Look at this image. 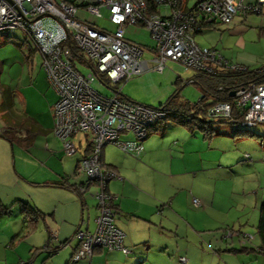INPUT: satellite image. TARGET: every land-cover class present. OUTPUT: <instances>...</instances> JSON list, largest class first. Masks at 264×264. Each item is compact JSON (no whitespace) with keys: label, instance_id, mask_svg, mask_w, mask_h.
<instances>
[{"label":"crops","instance_id":"obj_1","mask_svg":"<svg viewBox=\"0 0 264 264\" xmlns=\"http://www.w3.org/2000/svg\"><path fill=\"white\" fill-rule=\"evenodd\" d=\"M253 1L243 0L244 3ZM260 14H264V10ZM249 15L233 17L226 30L241 34L246 29L244 23L251 20ZM91 23L96 24L92 20ZM214 24L198 25L193 38L205 29H214ZM23 39L17 45L19 48L27 40ZM27 41V53L17 51L20 66L16 75L7 77L6 71L10 67L5 61L0 62V84L11 92L12 108L8 118L7 109L0 111V117L6 123L5 127L12 128L13 137L19 143L14 152L13 168L28 185L26 195L15 199L23 201L18 209L19 214L22 212L19 225L6 234L0 232V247L4 250L0 264H178L170 257L171 252L195 264L193 258L200 254L199 249H203L202 217L207 213V208L213 207L214 187L220 181L215 173L217 170L228 173L221 179L226 195L235 191L236 184H240V174L235 178L230 172L235 167H241L243 173L248 175V181H252L248 193L253 198L250 199L251 209L243 216L239 214L231 221V226L256 223L250 221L249 211H252L253 218L254 211L258 214L264 204V125L254 126L251 135L236 137L235 128L231 127L223 131L214 130L210 138L201 139L200 133L187 123L173 119L170 123L160 121L150 128L141 141L140 155L131 156L112 144L104 145L100 152L101 164L116 176L107 182L106 191L115 196L111 202L114 224L123 233L122 243L127 253L94 248L89 259L72 261L71 256L76 248L75 231H92L97 213L92 194H80L73 190L74 186L87 180L86 174L79 169V160L90 151L91 133L89 136L86 134L89 131L77 132L81 133L78 136L77 133L73 134L70 141L74 152H63L60 140L53 133L52 106L56 96L46 81L40 55ZM32 51L37 54L35 60ZM191 77L186 82L194 84ZM177 80L181 81V78L177 77ZM19 102L21 107L18 106ZM129 134L125 133L121 138L132 139ZM216 135L222 136L220 138L224 142ZM228 150L235 152L234 159L233 155H225ZM204 176L212 184L211 195L206 199L202 191ZM257 179L258 184H253ZM22 203L35 212L31 228L28 227ZM230 207L219 204L215 209L225 212ZM247 208L249 206L242 205L243 212ZM226 221L223 218L214 219L212 223L225 228ZM220 233L222 243L227 236L224 230ZM172 237L175 240L170 246ZM199 241L202 243L197 246ZM46 243H54V247H58L50 254L53 256L44 261L45 257L50 256L48 252L51 249L44 248ZM222 248L226 250V247ZM221 250L210 254L211 259ZM42 251L47 253L46 256H38ZM205 253H209L207 249ZM239 255L240 264H251L250 253Z\"/></svg>","mask_w":264,"mask_h":264},{"label":"built area","instance_id":"obj_2","mask_svg":"<svg viewBox=\"0 0 264 264\" xmlns=\"http://www.w3.org/2000/svg\"><path fill=\"white\" fill-rule=\"evenodd\" d=\"M150 1L153 9L147 0H0V32L19 29L40 55L46 81L56 96L52 106L53 133L63 152H74L70 141L73 134L91 132L90 151L79 160V169L89 182L81 185L79 192L85 193L91 185L95 187L92 196L97 213L92 231L77 229L74 233V262L89 259L94 248L127 253L123 233L114 224L111 202L115 196L106 191L107 182L116 176L103 167L100 152L104 145L112 144L131 156L140 155L148 127L165 116L161 108L118 98L120 89L116 86L145 70L160 73L167 62H177L196 72L210 73V65L239 69L214 49L199 47L192 33L199 21L227 24L235 15L244 16L248 10L257 12L264 5V0H254L253 4L243 0H196L190 7L188 0ZM76 4H83L89 16L99 17V10L104 9L113 29L100 28L89 19L80 18ZM135 24L148 30L152 47L123 37L125 26ZM67 40L81 51L83 57L79 60L91 72L82 75L74 68ZM144 52L149 53V59L142 57ZM94 71L114 88L110 94L93 89ZM233 95L237 106H246L239 121L241 126L264 123V83L249 84ZM229 113L228 103H215L207 110L212 117ZM125 133H131L132 139H122ZM179 261L186 262L183 257Z\"/></svg>","mask_w":264,"mask_h":264},{"label":"rangeland","instance_id":"obj_3","mask_svg":"<svg viewBox=\"0 0 264 264\" xmlns=\"http://www.w3.org/2000/svg\"><path fill=\"white\" fill-rule=\"evenodd\" d=\"M65 1L69 2L73 0ZM195 1L196 0H188L187 6H192ZM99 12V17L88 16L86 13H83L80 10H78L77 14L83 18H88L94 21L100 28L112 30L113 25L110 24L106 19L107 12L102 8L99 10ZM249 14L250 15L248 17H250L251 20L244 23L246 29L241 34L230 33L228 30H226V25L215 23L213 25L214 29H205L203 33L195 35L193 41L201 48H214L215 52L222 59L226 60L228 64L242 65L248 70L258 68L264 64V14ZM123 37L129 42L140 46L152 47L154 45L148 30L142 25H126L124 28ZM23 38L25 37L19 29H7L0 32V62L5 61L4 63L10 67H7L8 69L6 71V76L9 78L19 72L20 63L17 61L19 60V54L17 51L20 50L23 53H27V40L22 42L23 45L20 48L17 46L21 40H25ZM32 52L33 60H35L37 54L34 51ZM149 56L150 55L148 52H144L142 55L144 59H149ZM73 64L74 68L83 75L91 72L88 65L76 60V58H74ZM194 74L195 71L190 68H185L178 63L167 62L164 69L160 73L151 70H145L138 74L132 75L127 81L120 82L116 86L120 89L117 97L146 106L157 107L159 104L165 102L167 98H169L174 93L176 95L175 102L181 101L184 103L183 111L195 118H192L193 122L189 123V126H192L197 132L200 133L201 139H203V134L199 124L202 121H209L206 123V125H209L211 128H213V130L217 131L228 130L231 127L235 128L237 124L232 122H216L215 118L205 116L202 114V112L195 113L197 109H195L193 106H195L197 103L200 93L194 84L186 82V80ZM177 77H180L181 81L175 82ZM93 78L94 80L91 82L93 89L101 94L108 95L111 93L112 89L101 84L95 77ZM186 104H188V107ZM18 106L21 107V102H19ZM197 119L199 121H197ZM164 120L166 123H170V121H172V119L168 117ZM4 125H6V123H4L0 117V133L4 134V136L0 134V204L2 205L5 203L3 206H5L7 209V212L0 216V232H4L6 234L10 229L18 226L20 223L22 212L19 214L18 209L19 204L23 201L15 199L19 196L26 195L28 185L21 178H19L14 171V152L17 151L16 144L19 143L17 142V139L13 137L14 135L9 130V128L7 126L5 127ZM252 128L253 127H251V129ZM90 133L91 132H87L86 134L89 136ZM79 134L81 133H77V136ZM216 137H218L221 142H224V139L220 138L222 136L216 135ZM225 155H233L234 159L235 152L228 150ZM230 172L235 178H237L240 174V184H236L235 191H232L226 195L223 193L224 181H221V179H224L228 173L222 170H217L215 173L220 181L216 183L215 187L213 186L215 188V194L213 195L212 202L213 207L207 208V213L202 217L204 224L200 228L203 242L202 248L205 251L203 249H199L200 254L195 255V257L193 256L194 258L192 261L195 264H240L241 261L237 257L240 256V252H228L225 250V248H222H239V245L235 243V235L229 232L231 228L240 234V236L241 234L250 235L251 238L250 240L245 241L244 247L252 248V246L258 243L257 235L255 233V224L251 225V223H247L240 225L242 223H236L234 227L231 226L233 225L231 221L235 220L239 214L243 216L244 213L248 212L247 210L251 209L250 199L253 198V195L248 193V191L252 188V181H248V175L243 173L244 170L241 169V167H235V169H231ZM243 183L244 185H242ZM210 184V180H206L204 176L202 178V191L203 197L205 199L211 195V193L209 194ZM253 184H258V179L253 181ZM94 191L95 187L91 185L85 191V193L90 195ZM194 201L196 200L194 199ZM219 204L231 206L229 208L230 210L227 209L228 211L225 210L224 212L215 209V207H217ZM243 204L249 206V208L245 209L244 212L242 211ZM235 209H237V211H235ZM9 210H11V212ZM249 213L250 221L254 220L257 222V211H254L255 216L253 218H251L252 211H249ZM222 218L228 220L226 221L227 226H225V228H220V226L218 227L212 223L214 219L219 220ZM242 220L244 222V219ZM238 225H240V227ZM221 230H224L226 232H224V235L227 236L225 240L222 239V243H220ZM228 235H232L233 238H230ZM174 240L175 238L172 237L170 246H173ZM202 242L199 241L197 246H200ZM50 244L54 245V243ZM208 244H210V246H208ZM206 249L209 253H205ZM220 249L223 250H221L219 255H215V257L211 259L210 254H213L215 251ZM3 253L4 250L2 247H0V256L3 255ZM247 253L251 254V264H263L261 256L255 254L253 251H248ZM46 254L47 253L45 251H42L38 254V256H46ZM52 256L53 255L45 257L44 261L48 260ZM177 256L179 255L173 252L170 253V257L174 260H177ZM171 264H173V262H171Z\"/></svg>","mask_w":264,"mask_h":264},{"label":"trees","instance_id":"obj_4","mask_svg":"<svg viewBox=\"0 0 264 264\" xmlns=\"http://www.w3.org/2000/svg\"><path fill=\"white\" fill-rule=\"evenodd\" d=\"M76 1L77 0H73V1H69V2L75 3ZM147 1L153 9V3L151 4L150 0H147ZM253 3H254V1L251 3L245 2V4H253ZM187 4H188V1H187ZM76 7H77L76 13L78 12V10H80L83 13H86V11L83 8L84 7L83 4L77 5ZM262 10H264V5L260 6L257 12H253V11L248 10V12L246 14H249V13L260 14ZM78 16L81 18L80 15H78ZM235 16H242V15H235ZM83 19L87 20L88 18H83ZM89 22L91 23V20H89ZM201 23H202L201 21L198 22L199 27L202 24L208 26V25H212V24L217 23V22L202 23V24ZM227 24H224V25H227ZM199 27L195 31H193L192 38H193V34L199 29ZM65 44L69 48V51L71 54L72 64H73L74 58H76V60H79L83 57L81 51L75 46V44L73 42H71L70 40H67V42ZM83 63H85V62H83ZM232 65H234V64H232ZM73 66H74V64H73ZM210 66L212 67V70H213L212 72L207 73V72H196L195 71L196 73L193 75V77H191L193 83L198 87V89L200 91V97L197 100V103L195 104V106H193V107H195V109H197L195 113L202 112L203 115L209 116L207 114V110L213 104H215V103H228L230 106L229 115L228 116H214L213 118H215L216 122H222V123L223 122H229V123L232 122L234 124H237L235 126V130H234L236 137H240L243 135H251L252 134L251 127H254L258 124H261V122H256L253 126H249V127L248 126H241L239 121L242 118V115L246 109V106L244 108L237 106L235 103V97H234V95L231 96L230 92L234 93L237 90H239L240 88L245 87L249 84H253V85L263 84L264 83V64L258 68L252 69V70H248L245 67H243L242 65L241 66L235 65L236 67H240L239 69L238 68H231L230 66H228V67H216L214 65H210ZM94 77L101 84H103V85L109 87L110 89L114 90V88L112 86L107 84V81L105 80V78L102 74L94 71ZM177 81L178 80L176 79L175 82H177ZM175 97H176V95L173 93L169 98H167V100L165 102H163V103L159 104L157 107H155V108H161L163 110L165 116L161 120L150 125L147 129L148 132H149L150 128L154 127V125L156 123H158L160 121H165L164 119L167 117L170 119L176 120L180 123L189 124V123L193 122L192 118H194V117L190 116L185 111H183L184 103H182L181 101L175 102ZM10 99H11V92L9 91L8 88L3 87L0 84V111L7 109L6 110L7 111L6 117L7 118L9 117L8 112H10V109H12ZM123 100H125V99H123ZM126 101H129V100H126ZM129 102H132V101H129ZM186 105L188 107V104H186ZM210 117H212V116H210ZM197 121H199V120L197 119ZM208 122L209 121H202L199 124L200 128H201V132L203 134V137L206 139L210 138L212 133L214 132L213 128H211L209 125H206V123H208ZM262 125H264V124L262 123ZM9 129L11 131L12 128L9 127ZM0 134L3 135V133H0ZM244 156L246 157V155H244ZM87 182H89V181H87ZM84 183L80 184L79 186H74L73 190L75 192L78 191V193H80V194H84V193L79 192V187L81 185H84ZM22 207H23V213H24L25 217L27 218V223L29 225L28 227L31 228L34 221H35V217H33L34 216L33 214H35V212L26 203H22ZM6 212H7L6 207H3L0 204V215L4 214ZM112 213H113V211H112ZM226 230H228V229H226ZM229 232L231 234L235 235V237H236L235 240H236V243L239 245V248H235V247L227 248L226 250L228 252L232 251V252H240V253L245 252V253H247L248 251H253L255 254H258L259 256H261V258L263 260V264H264V204H262L260 207V210L258 213V219H257V222L255 223V233H256L257 239H258V243L256 245L252 246V248H246V247H244L245 241L250 240V238H251L250 235L241 234V236H240V234H238L237 232L232 230V228ZM228 236L230 238H233L232 235H228ZM49 239L50 238L48 237L47 241H49ZM47 247L51 248L50 251L48 252V255H50L51 253L54 252V249L58 246L56 245L54 247V245H49V243H46L44 248H47ZM179 257H183L186 260V262L185 263L180 262ZM177 262H178V264H189L187 259L184 256H178Z\"/></svg>","mask_w":264,"mask_h":264},{"label":"water","instance_id":"obj_5","mask_svg":"<svg viewBox=\"0 0 264 264\" xmlns=\"http://www.w3.org/2000/svg\"><path fill=\"white\" fill-rule=\"evenodd\" d=\"M234 93L233 92H230V95L232 96Z\"/></svg>","mask_w":264,"mask_h":264}]
</instances>
